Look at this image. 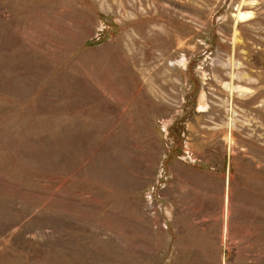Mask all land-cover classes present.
<instances>
[{
  "label": "rangeland",
  "instance_id": "374dc122",
  "mask_svg": "<svg viewBox=\"0 0 264 264\" xmlns=\"http://www.w3.org/2000/svg\"><path fill=\"white\" fill-rule=\"evenodd\" d=\"M0 264H264V0H0Z\"/></svg>",
  "mask_w": 264,
  "mask_h": 264
},
{
  "label": "bare ground",
  "instance_id": "6f19581e",
  "mask_svg": "<svg viewBox=\"0 0 264 264\" xmlns=\"http://www.w3.org/2000/svg\"><path fill=\"white\" fill-rule=\"evenodd\" d=\"M242 18V17H241ZM242 20V19H241Z\"/></svg>",
  "mask_w": 264,
  "mask_h": 264
}]
</instances>
